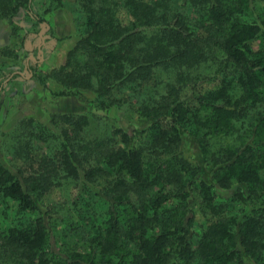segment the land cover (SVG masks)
<instances>
[{
    "label": "trees",
    "instance_id": "obj_1",
    "mask_svg": "<svg viewBox=\"0 0 264 264\" xmlns=\"http://www.w3.org/2000/svg\"><path fill=\"white\" fill-rule=\"evenodd\" d=\"M75 2L64 63L30 72L144 125L92 135L105 118L52 113L2 133L0 198L21 219L0 228V264H264V0ZM20 10L45 23L32 0H0V19ZM69 188L66 211L49 203Z\"/></svg>",
    "mask_w": 264,
    "mask_h": 264
},
{
    "label": "rangeland",
    "instance_id": "obj_2",
    "mask_svg": "<svg viewBox=\"0 0 264 264\" xmlns=\"http://www.w3.org/2000/svg\"><path fill=\"white\" fill-rule=\"evenodd\" d=\"M32 8L40 14L45 23H36L24 10L16 13L12 22L0 19V141L2 133L10 132L24 118L32 119L34 125L43 124L48 127L52 113H88L105 118V123L96 122L91 118L89 130L92 135L104 132L111 123L125 126L130 119L135 123L140 122L132 113L119 117L114 109L95 110L84 97L53 96L49 91L43 90L30 69L45 75L63 64L68 50L79 39L77 30L83 28L85 16L75 0H62V5L58 8L52 6L51 0H32ZM46 83L50 91L56 92L60 89L53 79H47ZM85 96L89 99L93 95L88 93ZM138 124L143 126L144 122ZM34 140L36 146L43 144L38 142L37 138ZM35 154H39V149L35 150ZM193 154L199 153L195 151ZM75 191V188H69L64 194L58 189L52 190L49 203L52 201L59 203L66 211L69 198ZM237 210L238 205L232 211ZM20 219L15 203L0 198V228ZM202 219L204 218L200 216L199 221ZM64 237L66 244L76 247L87 246L86 233L80 231L73 233L68 230Z\"/></svg>",
    "mask_w": 264,
    "mask_h": 264
},
{
    "label": "crops",
    "instance_id": "obj_3",
    "mask_svg": "<svg viewBox=\"0 0 264 264\" xmlns=\"http://www.w3.org/2000/svg\"><path fill=\"white\" fill-rule=\"evenodd\" d=\"M78 41V40H77Z\"/></svg>",
    "mask_w": 264,
    "mask_h": 264
}]
</instances>
